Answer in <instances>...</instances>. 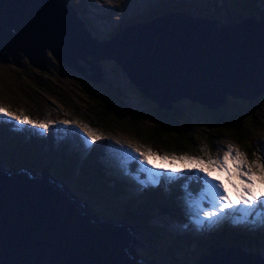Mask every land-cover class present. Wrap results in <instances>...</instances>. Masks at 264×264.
Masks as SVG:
<instances>
[{"label": "water", "instance_id": "water-1", "mask_svg": "<svg viewBox=\"0 0 264 264\" xmlns=\"http://www.w3.org/2000/svg\"><path fill=\"white\" fill-rule=\"evenodd\" d=\"M6 52L12 64L19 53L38 69L48 52L72 68L78 53L110 57L159 108L181 97L216 107L229 95L264 93V17L218 23L164 11L96 40L64 0H0L1 60ZM31 170L0 167V264H152L127 253L125 223L85 215L57 180ZM236 245L201 253L192 264H264L261 252Z\"/></svg>", "mask_w": 264, "mask_h": 264}, {"label": "rangeland", "instance_id": "rangeland-1", "mask_svg": "<svg viewBox=\"0 0 264 264\" xmlns=\"http://www.w3.org/2000/svg\"><path fill=\"white\" fill-rule=\"evenodd\" d=\"M121 1L124 2V0H76V2L78 3H84L85 7L86 4H92L91 11H86L84 10V7H82V11L80 13L82 16H85L86 18L87 15L89 17H92V15H94L96 12H103V11L108 12L111 9H113L112 19L114 20H118L120 16L117 11L118 6L120 5L121 7L124 8ZM208 1H212V0H208ZM258 2L259 1L256 0V4L259 5ZM191 4L194 6L199 5L198 3H191ZM132 9L134 11H137L138 8L127 7L125 11L130 13ZM258 10L260 11V9ZM247 16H255V15H247ZM261 17H264V14H261ZM227 18L228 16L226 17V19ZM230 21L232 20L225 21L224 23H228ZM107 31H109V29ZM25 59L28 61H26ZM25 59L22 60L21 61L22 63L20 62L19 64L22 67L32 69L33 72L37 71L36 74L39 76V79L43 80V82L39 81L32 74L26 77L25 76L27 72L26 70H20L17 68L14 69V65L12 64V61L8 60L9 61L8 62L5 60H0V105H3L4 107L8 108V110L10 109L9 111L15 112L17 115L21 114L22 112L23 115L29 117L32 120L47 122L49 120H52L50 117L52 116V114L47 113L50 116H47L45 114L42 115L43 113L42 111L45 112V108L43 107V105H40L38 101H34L33 90L36 91V89H39L47 92L49 90L47 86L50 85L53 86L55 89L50 88V91L47 92V94L49 95V98L52 102V107L56 108L54 112H58V115H56L57 121L60 120L62 117H68L70 119L69 121L75 120V117H77L80 120V123L77 121L79 125L78 126L73 125V127L72 124L60 126L61 128L60 132L53 131L54 125H57L53 123L49 126L47 132L43 133L41 130L36 129L31 125L16 126L15 121H10L7 119L0 120V127L4 126L10 132H14L15 134L21 135L27 141V143L31 144V147L33 149V152L17 153V154H24L29 157L27 162H20L18 159H16L17 157L15 154L9 153L4 146L0 145V160L2 163L3 161L9 163L10 166H18L19 168H22V170L32 169L30 172L33 175H35L36 172L48 170L49 173L53 176L52 179L57 180L61 184V186L66 189L67 195L72 196L74 200L76 199L79 200L84 205L81 208L84 214L91 213L92 216H94L96 219H102V221H104L105 219H111L109 217L102 216L100 213L91 212V208L88 207V204L85 201L81 200L82 198L80 196H82V194H78L75 191V189L71 186L72 183L59 177L55 173H52L51 170L48 169V167H50L51 165L48 162H45L44 160L49 156L51 157L53 155V150H55L60 146V142L62 141L61 133H67L69 134V136H71L68 144L66 145L67 147L65 150L66 153L68 154L71 153L73 156H76L77 159L83 160L85 158V155L88 153L89 148L94 147L95 145L97 147H101L102 154L96 157L95 163L103 171L102 172L103 174L101 175L111 176L108 179L109 180L108 184L113 185V183H116L119 180V182L123 186V191L120 195L121 197H128V196L135 197V195L137 196V193L139 191H143L144 188L142 185L139 184V182L136 179H134V175L141 167L140 165L141 161L134 159V160H129L127 164L123 162L124 154L126 155L130 154V152L132 151V149L129 148V145H132L133 147L139 146L142 152H146L147 149L150 148L152 149L153 152H156L161 156L167 154L169 157H171L173 154L177 156L187 154L191 156H201L206 160L208 156L200 151L201 148H206L208 155L215 158L217 156L222 157L223 151L221 149L226 150L227 145L232 144L236 149L240 150L245 154L249 163H251L254 160L258 162H264V135H258V136L255 135V131H260V132L264 131V93H260L259 95H257L259 97L253 99H244L241 97H232V96H229L228 97L229 99H227V100L231 99L233 101V103H230L229 105L231 109L227 108L229 114H234V112H236V114H234V118L236 119L243 118L245 121L243 125H241L240 122H238L239 124H237V122H234V126L240 132V136H241L240 140L242 142V145L240 147H238V144L235 141H233L231 137L228 136H220L217 139H213L214 141L212 142V145L214 148L209 147L208 145L209 139H206L207 137H204L203 134V133L206 134L208 131L203 129V127L207 125L202 124V122H207L208 125H211V123L205 118L206 116L199 113V112H204L205 115H207L209 114V112L204 111L205 109L208 110L207 107L199 106V105L188 106V109L191 113L193 114L198 113L202 116H198L196 121H193L192 118L189 116H187L183 120L185 122L184 124H181L182 126L181 130H185L184 125H188L186 127L189 128L188 133H185L183 137H180L179 135L172 132L170 133V135H174L173 137H176L177 141L171 140L169 138H167L165 141H161L160 139L152 140L148 137L147 138H144L143 136L137 137L136 135L139 134L145 135L148 132L149 133L152 132L151 122L154 120V115H155L153 102L150 101V103H147L141 100L140 95L137 93V91H135V89L132 86H130L129 80L127 76H125V73L122 70H117L116 68H113L111 71L114 73V75H112L111 71L107 69L109 66L113 65V63H111L110 61V58L106 57L105 59H102L105 63L97 60L96 65L92 68V70L89 67L87 68L86 63L83 62V64L81 65L84 67L85 72L81 71L80 67H78V64H76L75 68H72L68 64H65L62 61H59L52 57L45 58L43 60V69H38L36 65H32L31 63H29V59L27 58ZM77 59L78 62L80 61L82 62V60H85L82 57H79ZM34 69H36V71ZM8 71H13L14 73L13 77H9V73H7ZM28 72L30 73V71ZM117 75H123V79L121 77L117 79L116 77ZM87 77L89 79H87ZM55 79L56 82H54ZM76 80L79 83H76ZM101 81L103 86L115 87V90H118L119 96L123 102L122 105H120L119 108L120 111L122 113L127 112L131 114L132 111L127 110V107L131 108L137 112V118H130L131 121L129 122L128 125V122L125 119L122 118L117 119L118 118L117 112L105 114L104 112L105 107L102 105L99 110L100 113L102 115H106L108 118L117 119L118 124L115 125H117L119 129L116 132H107V134L104 135L106 133V129L102 127L94 126L92 129H95L98 133L103 134L104 138L98 140V142L92 143L90 146H85L83 137L79 134L78 131H74V130L81 129L83 125L88 123V121L85 118H82L81 116L80 117L82 119L79 118V116L75 115V112L72 111V108L78 107L79 101H85L87 104H89V101H87V99L83 97V94H85L84 90L83 89L80 90V85H79L80 83L83 85L88 84L90 88L93 89L95 88L98 92L102 93L103 96H106L104 93L105 89L102 92L101 91L102 89L98 85V82L101 83ZM95 103L99 105L102 103V101L100 99H96ZM79 106L82 108L86 107L83 104ZM112 109L117 110L116 108H112ZM141 109H143L142 113L140 111ZM255 112H257L258 117H261L262 124L256 122L257 120L254 118ZM70 114L75 115V117ZM184 115H186V112H184ZM141 117H143L144 120H142ZM137 123H142V124L139 125L138 127L134 126L137 125ZM90 125L92 124L89 123V126ZM260 125H263V127H261ZM259 126L261 128H259ZM9 131L8 133H10ZM187 136H190L191 143L186 141ZM249 136H254V138H256L255 150L257 153L252 157H250L248 153H245V151L241 150L242 149L241 147L243 146L250 147L252 145L251 140L248 139ZM258 146L260 148L259 151H257ZM195 147H198L199 149L195 150ZM18 152H22V151L19 149ZM258 153H261L262 158L259 157ZM132 155L138 156L139 154L132 152ZM131 162L134 163L132 167H130ZM153 163L156 164L157 167L158 165H164V166L168 165L175 168L182 167V162L179 161L174 165H171L170 161H161L159 159L149 158L148 160L149 167ZM229 167H231V165H229ZM159 169H163V168H159ZM142 174L143 173H140V175ZM213 174L214 176L221 178L225 184L227 183L226 172L213 171ZM177 179L179 181H177V183L175 184L178 189V192H180V194L177 197V206L180 212L177 211V209L173 206L175 208V213L174 214L170 213L169 209L165 210L164 218L171 220V218H173L174 216H181L179 217L181 219H178V217H176V219H174L175 222L172 224H166L165 222L161 221V217H153L150 221L154 225L157 224L159 226L165 227L169 232V234L173 236L174 239L179 238L177 234H179L182 231H187L192 235V237H195L196 235L192 233L198 234L201 231V229L195 225V223L192 221L190 217L189 209L186 203V190L184 187V185L187 184L188 186L187 191L191 193H198L196 189H198L197 185H199L201 181L196 176L195 172H180V174L175 179H169V177L167 176L166 180L164 181L165 184L163 186L159 185L158 189H156V192L159 189L160 190L165 189L167 184L166 181L169 180L176 181ZM87 183L89 186L88 190L90 191L91 184L89 183V181ZM74 184L77 188H82L85 190V187L79 185L78 183L77 184L74 183ZM263 189L264 186L258 185L255 191L259 194L260 191ZM88 190L86 196L96 201L97 200L102 201L100 197L97 198V196L91 193L90 196L88 194ZM92 191L97 192L98 190L92 189ZM76 194H78L79 196ZM101 203L105 204L104 202ZM164 203L165 202L159 204L162 207L163 205H165ZM234 203L236 204L237 202ZM83 207H86L87 210H84ZM95 207L98 208L99 206L95 205ZM229 211H234V210H229ZM262 218H264V214H262ZM253 219H254L253 217H249L246 223H233L231 219H224L221 222L212 225L211 227L214 228V230L213 231L210 230V231L214 233L213 235H218L219 233H221L222 236L231 240L229 244H234V246L231 247L230 249L236 247L237 246L236 244H238V242L240 243L243 242L244 244L247 243L246 240H240V239L237 240L236 239L237 237H243L244 239H246L247 237H250L252 239L257 238L260 239V242L264 241V224L250 223ZM108 221L112 222V220H108ZM126 224L127 226L125 225V227H128L130 230V235H131L130 239L134 243L133 250L129 251L132 252L131 258L133 260H137L139 257L144 261V263L152 262V264H186L179 262V259L182 256L181 254H179V256L175 258L174 261H171L168 257L163 256L165 254L158 253V243H157L158 240L150 237L141 228L139 229L135 225H132L131 223H126ZM200 236H196V237L201 239ZM211 236L212 235L208 237ZM235 240H237L238 242ZM205 242H207V240H205ZM193 244H194L193 241L190 242L187 249L191 248ZM261 248H258V250L264 252V244L261 245ZM165 249H166L165 247L162 248V250ZM261 259L264 260V257L262 256ZM192 262L193 261L188 262L187 264H192Z\"/></svg>", "mask_w": 264, "mask_h": 264}, {"label": "trees", "instance_id": "trees-1", "mask_svg": "<svg viewBox=\"0 0 264 264\" xmlns=\"http://www.w3.org/2000/svg\"><path fill=\"white\" fill-rule=\"evenodd\" d=\"M259 5L256 4V0H139V5L137 3V0H124L121 1L124 7L126 5H129L131 8L137 7V11L132 12V14L127 15L123 7L120 5L118 6L120 18L118 22V26H125L128 24H134L137 22H142L146 19L151 18L154 15L160 14L164 11H185L187 14L190 15H200L205 18H212L217 22H225L233 19H240L247 15H255L258 18L261 17V14H264V0H258ZM191 3H198V6H194ZM211 9V10H209ZM260 9V11L258 10ZM110 12V11H109ZM228 18L226 19V17ZM86 28L90 30L93 34H95L98 38V40H107L111 37V35L114 32V29H111L110 31H107L103 36H100L99 33L93 32V30L86 25ZM6 54V59H10L12 61L11 56L9 53ZM18 58H15L17 63H20L25 58H21L20 54H16ZM78 55L85 60H82V62H78L76 56V61L78 63V67H80L82 72L84 71V67L81 65L86 63V67L92 68L96 65V61H102L103 58H94L89 54H79ZM4 60V59H3ZM26 60V59H25ZM28 61V60H26ZM22 63V62H21ZM26 63V62H25ZM14 65V64H13ZM12 65V66H13ZM20 69V70H26L25 76H29L30 74L34 75L39 81L43 82V80L39 79V76L36 74V69H34L36 72H33L30 68L22 67L20 64L14 65V69ZM116 68L118 70L120 69V66H118L116 63L109 66L107 69L110 71ZM43 69V68H42ZM30 71V73L28 72ZM105 71V70H104ZM121 72V71H119ZM6 73V72H3ZM9 77H13L14 73L13 71H8ZM85 74V73H84ZM91 75V74H89ZM87 79H89L87 77ZM56 82V79L54 80ZM93 83V82H91ZM54 84V83H53ZM80 90H84L85 94H83V97L89 101V104H87L85 101H79L78 107L72 108V111L75 112V115L79 116V118H85L88 123L87 125H90L91 128L95 127H102L106 129L107 132H116L118 131V126L115 124H118L117 119H125L128 122L131 121L130 118H137V113L133 115L132 113H122L120 111V105H122V99L119 96L118 90H115V87L106 86L103 87L102 81L101 83L98 82L99 87L102 89L103 92L105 89V95L103 96L102 93L98 92L95 88H90L88 84H79ZM135 91L140 95L141 99L147 103H150L152 99L147 98L145 95H143L133 84L131 85ZM48 91L51 89H55L53 86L48 85ZM94 87V86H93ZM47 92L36 89V91L33 90L34 93V101H38L40 105H43L45 108V112L42 111V115L45 114L47 116V113L52 114L51 119L52 121H55L53 131L54 132H60L61 128L60 126H63V124L60 123V121L63 120H70L68 117H62L60 120L57 121L56 115H58V112H54L56 108L52 107V102L49 98V95ZM96 99H100L102 101L101 104L97 105L95 103ZM229 99V98H227ZM153 102V101H152ZM230 103H233V101L226 100L221 105H218L216 107L210 108L209 106H206L205 104L199 103L198 101H192L188 98H179L172 102L170 108H159L154 102V120L151 122V133H147L145 135L139 134L136 135L137 137H144V138H150L152 140H161L165 141L167 138L177 141L176 137H173L174 135H170V133L174 132L175 134L179 135L180 137H183L185 133H188L189 128L184 125L185 130H181V124H184L185 121H183L187 116L191 117L193 121L197 120L198 116H206L205 118L210 121L211 125H208L207 122H202V124L207 125L203 127V129L208 130L207 133H203L204 137H207L206 139H209L208 145L210 148H214L212 145L213 139H217L220 136H228L231 137L233 141H235L238 144V147L242 145V142L240 140V132L236 129L234 126V122L241 123L243 125L245 123L243 118H234V114H229L227 108H230ZM83 104L86 106L85 108L80 107L79 105ZM105 107V114L114 113L117 112L118 118L112 119L108 118L106 115H102L100 113V107ZM189 105H199V106H205L208 108V110H204L209 112V114L205 115L204 112H199L202 115L196 113L193 114L189 111L188 106ZM235 105V104H234ZM116 108L112 109V108ZM231 109V108H230ZM127 110H131L128 108ZM143 111H141L142 113ZM184 112H186V115H184ZM254 118L257 120L256 122L259 124H262L261 117L257 116V112L254 113ZM73 115V114H70ZM75 115H73L75 117ZM131 115V116H130ZM45 116V117H47ZM81 116V117H80ZM81 118V119H82ZM142 120H144L143 117H141ZM75 123H80V120L75 117V120H72ZM78 121V122H77ZM59 124V125H58ZM142 123H137L139 126ZM79 125V124H78ZM130 125V126H133ZM263 127V125H260ZM259 126V128H261ZM73 127V123H72ZM8 129L4 126L0 127V145L4 146L6 150L12 148L14 151V154L16 155V159H18L20 162H27L29 157L24 154H17V153H27V152H33V149L31 147V144L27 143V141L18 134H13L12 132L7 131ZM138 134V133H137ZM195 135V133H194ZM255 135H264V131H255ZM254 135V136H255ZM254 136H249L248 139L251 140L252 145L249 147H241L242 151H245V153H248L250 157H252L257 153L255 150L256 145V138ZM61 137L63 138L60 142V146L53 150V155L48 158H45V162H48L51 166L48 167V169L51 170L52 173H55L59 177L65 179L66 181H69L72 183V187L75 189V191L78 194H82L80 196L83 201H86L88 204V207L91 208V212L93 213H100L102 216H106L111 218L113 221H120V222H126L131 223L132 225H135L137 228H141L144 232H146L150 237L158 240V253L168 255L170 258H172L171 261H174L175 258L179 256L180 251L183 252V257L181 256L179 259V262L182 263L183 261L192 260L195 258L198 254H201L202 252H205L207 250H210V247L216 244H212L214 242H209L208 244H205L204 240L201 239L199 241L198 247L200 249H197L196 253L194 254V249L192 245L191 248L186 249L185 243L189 241L187 238L183 236H178L179 238H173L167 231V229L163 226H159L157 224H152L151 219L153 216L156 215H163L165 214L164 211L168 210L170 213H175V208L177 207V197L180 194L178 192V189L176 187V184H172L167 182L166 187L164 190H159L156 192V189L153 188L152 185L143 186V191H139L137 193V196L135 197H121V193L123 191V186L119 182L113 183V185L108 184V179L111 176H105L101 175L103 174L102 170L96 165L95 160L96 157L102 154L101 147H97L96 145L92 147V151L88 156H86L83 160L77 159L76 156H73L71 153H66V145L69 142V139L71 136L67 133H61ZM51 139V138H50ZM263 139V138H262ZM186 140V139H185ZM197 140V139H196ZM187 142L191 143L190 136H187ZM98 142V141H96ZM22 145V146H21ZM19 149L22 152H18ZM199 149L198 147H195V150ZM11 151V149H10ZM12 152V151H11ZM13 153V152H12ZM71 154V155H70ZM259 157L262 158L261 153H258ZM133 162L130 163V167H132ZM146 175V173H145ZM142 176V175H141ZM142 179L144 176L141 177ZM91 184L90 191L88 183ZM74 183H78L79 185L85 187V190L82 188H77ZM165 182L162 183L161 186H163ZM92 189H97V192L92 191ZM88 190V194L91 196V194L100 197L101 200H97L100 202H97L96 200L90 199L88 196H86ZM177 190V191H176ZM74 191V192H75ZM91 193V194H90ZM76 194V195H78ZM85 195V196H83ZM79 196V195H78ZM104 202L105 204L101 203ZM165 202V207L163 206V214L161 213V205L159 203ZM95 205L99 206L98 208L95 207ZM175 208H174V207ZM180 207V206H179ZM181 209V208H180ZM177 216H174L176 218ZM178 219H181L178 217ZM170 221H165L166 224H169ZM225 235V234H224ZM227 236V235H226ZM237 240H246L247 243L244 244L241 242V245L245 246V250H252L254 252L259 251L258 248H261V245L264 244V241L260 242V239L257 238H250L247 237L244 239L243 237H237ZM184 240V241H183ZM236 240V241H237ZM227 242L225 244H229L231 240L227 239ZM238 242V241H237ZM240 243V242H238ZM166 248L165 250H162V248ZM241 247V246H240ZM179 249V250H178ZM178 254V255H177ZM185 254V255H184ZM264 257V254L262 255Z\"/></svg>", "mask_w": 264, "mask_h": 264}, {"label": "snow or ice", "instance_id": "snow-or-ice-1", "mask_svg": "<svg viewBox=\"0 0 264 264\" xmlns=\"http://www.w3.org/2000/svg\"><path fill=\"white\" fill-rule=\"evenodd\" d=\"M3 119L15 121L16 126L31 125L43 133H46L49 126L55 123L52 120L47 122L35 121L23 115L22 112L17 115L15 112L9 111L8 108L0 105V120ZM60 123L69 125L75 122L63 120ZM74 131H78L83 137L85 146H90L92 143L104 138L103 134L98 133L87 124L83 125L81 129H75ZM129 148L132 151L130 154H124L123 162L127 164L129 160L134 159L141 161V167L134 175V179L142 186H155L159 184L163 175H168L169 179H172V173L195 172L201 181L200 191L193 194L187 191V184L184 187L190 217L198 228L211 227L224 219H231L233 223H246L249 217L254 218L250 223L264 224V218H262V214H264V190H261L259 195L255 191L258 185L264 186V162L254 160L249 163L245 154L236 149L234 145L228 144L226 150L221 149L223 151L222 157L217 156L215 158L208 155L206 148H201L200 151L208 156L206 160L201 156L187 154L180 156L173 154L171 157L167 154L161 156L150 148L146 152H142L139 146L133 147L129 145ZM259 150L258 146L257 151ZM132 152L139 155L133 156ZM149 158L170 161L171 165L179 161L182 162V167L175 168L170 166L167 169H158L154 163L150 167H144L143 165L148 163ZM213 171L227 173L226 178L235 191L237 199L240 202L239 205L229 198L227 195L228 189L213 176ZM140 173H146V179H142ZM233 177L239 183H235Z\"/></svg>", "mask_w": 264, "mask_h": 264}, {"label": "clouds", "instance_id": "clouds-1", "mask_svg": "<svg viewBox=\"0 0 264 264\" xmlns=\"http://www.w3.org/2000/svg\"><path fill=\"white\" fill-rule=\"evenodd\" d=\"M65 3L66 4H68V5H70L74 10H75V12H76V14H77V16H78V18L83 22V24H84V26H85V29L89 32V34L91 35V36H93L96 40H98V38H97V36L95 35V34H93L90 30H88L87 28H86V25H88V27H90L92 30H93V32L95 33V32H97V33H99V35L100 36H103L106 32H107V30L109 29V31L111 30V29H114V31L119 27L118 26V22H119V18H120V16H119V18H118V20H114V19H112L113 17H112V14H113V9H111L110 10V12L108 11V12H106V11H103V14H104V16L101 18V23H98V22H96L95 21V17L97 16V14L95 13L94 15H92V17H89L88 15H87V18L85 17V16H82L80 13H81V11H82V7H84V10H86V11H91V5L92 4H86V7H85V4L84 3H78V2H76V0H66L65 1ZM137 3H138V5H139V0H137ZM127 7H129L130 8V6L129 5H126V7H124L123 8V10H124V12L127 14V15H130V14H132V12H133V9H132V11L130 12V13H128L127 11H125V9L127 8ZM118 11V13H119V9L117 10ZM186 13V12H185ZM119 15H120V13H119ZM92 18V19H91ZM104 18H106V19H104ZM218 23H220V22H218ZM224 23V22H223ZM90 38V37H89ZM94 40V39H93ZM48 54L49 55H47V57L46 58H55V59H57V60H59V61H62L63 63H65V64H67L63 59H59V58H57V57H54L52 54H50V52H48ZM5 56H6V54H5ZM23 58H25V57H23ZM97 58H103V59H105L106 57H104V56H102V57H97ZM96 58V59H97ZM108 58H110V57H108ZM1 60V59H0ZM3 60V59H2ZM7 60H9V61H11L10 59H7ZM110 61H111V63H116V61L115 60H113L112 58H110ZM74 62L76 63V64H78L77 63V61H76V58L74 59ZM102 62V61H101ZM103 63H105L104 61H103ZM17 64H19V63H17ZM117 64V63H116ZM121 69V68H120ZM118 70V69H117ZM122 70V69H121ZM123 71V70H122ZM124 72V71H123ZM125 73V72H124ZM125 75H126V73H125ZM127 76V75H126ZM127 78H128V76H127ZM128 80H129V83H130V86L132 85V83H131V81H130V79L128 78ZM106 87V86H105ZM182 98V97H181ZM142 100V99H141ZM127 109H128V107H127ZM131 109V108H130ZM131 111H132V115L134 114H136L137 112L136 111H134L133 109H131ZM140 111H143V109H141ZM73 125H75V126H78V124L77 123H73ZM13 134H15L14 132H12ZM92 151V147L91 148H89V151H88V153L85 155V157L86 156H88L89 154H90V152ZM17 167V166H16ZM163 169H165V168H163ZM172 175V179H175L179 174H177V173H172L171 174ZM165 176H168V175H163V176H161V179H160V183L159 184H157V185H155V187L157 186V188L159 187V185H162V183L166 180V177ZM164 178V179H163ZM177 181H179L178 179L176 180V181H173V180H169V181H166V182H169V183H172V184H174V183H177ZM86 202V201H85ZM87 203V202H86ZM164 207H165V205H163ZM163 206H162V208H161V213L163 214V211L165 210V209H163ZM178 207V206H177ZM83 209L84 210H87V208L86 207H83ZM177 209V211H179L180 212V210H179V208H176ZM81 211L83 212V210L81 209ZM84 213V212H83ZM153 217H161V221H163V222H165L166 220H168V221H172V218H171V220L170 219H167V218H164L165 217V214H163V215H156V216H153ZM177 217H181V216H177ZM165 219V220H164ZM174 219H176V218H174ZM109 220H112V219H109ZM113 221V220H112ZM114 222H118V221H114ZM175 222V220H173L172 222H169V224H172V223H174ZM122 223H126V222H122ZM221 234V233H220ZM178 236H184L185 237V239L187 238L189 241L187 242V244L185 243V246H186V249H187V247H188V245L190 244V242H192L193 241V243L195 244L194 245V247H193V249H194V254H197L196 252V250L197 249H200V247L202 246H199L198 247V244H199V241L201 240V239H199V238H197L196 236L195 237H192V235L190 234V233H188L187 231H182V232H180L179 234H177ZM216 236V235H215ZM221 236H222V234H221ZM222 238L225 240V237L224 236H222ZM226 239H228V238H226ZM184 241V240H183ZM132 242V240H130V242H129V246H130V250H129V248L128 247H126L125 249L127 250V253L129 254V251H131V250H133V245H134V243L132 244L131 243ZM237 247V246H236ZM220 248H225L226 250H229V249H227V247H226V245H222ZM181 252V255H182V257H183V252L182 251H180ZM202 253H209L208 251L206 252H202ZM131 254H132V252H131ZM130 254V255H131ZM198 255H200V254H198ZM163 256H166V257H168L170 260H172V258H170L168 255H163ZM196 258V257H195ZM194 260V258L192 259V260H188V261H183L182 263H188V262H191V261H193Z\"/></svg>", "mask_w": 264, "mask_h": 264}, {"label": "bare ground", "instance_id": "bare-ground-1", "mask_svg": "<svg viewBox=\"0 0 264 264\" xmlns=\"http://www.w3.org/2000/svg\"><path fill=\"white\" fill-rule=\"evenodd\" d=\"M64 1H66V0H64ZM126 76V75H125ZM76 83H79V82H77V80H76ZM257 97H259V96H257ZM0 167H2V162H1V160H0ZM90 214V216H92V214L91 213H86L85 215H89ZM115 225H117V224H115ZM132 244H133V241L131 242ZM258 252V251H257ZM257 252H255L256 253V255L258 254V255H260V252H261V250H259V252L257 253Z\"/></svg>", "mask_w": 264, "mask_h": 264}, {"label": "built area", "instance_id": "built-area-1", "mask_svg": "<svg viewBox=\"0 0 264 264\" xmlns=\"http://www.w3.org/2000/svg\"><path fill=\"white\" fill-rule=\"evenodd\" d=\"M111 73H112V75H114V73L112 71H111ZM116 77H117V79H119V77H121L123 79V75H117ZM119 85H122V84H119Z\"/></svg>", "mask_w": 264, "mask_h": 264}, {"label": "flooded vegetation", "instance_id": "flooded-vegetation-1", "mask_svg": "<svg viewBox=\"0 0 264 264\" xmlns=\"http://www.w3.org/2000/svg\"><path fill=\"white\" fill-rule=\"evenodd\" d=\"M103 87H105V86H103Z\"/></svg>", "mask_w": 264, "mask_h": 264}]
</instances>
